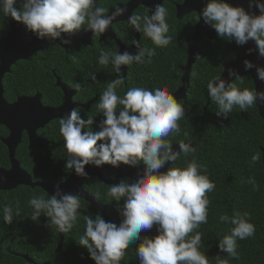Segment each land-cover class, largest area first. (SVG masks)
Returning a JSON list of instances; mask_svg holds the SVG:
<instances>
[{"label":"clouds","instance_id":"clouds-1","mask_svg":"<svg viewBox=\"0 0 264 264\" xmlns=\"http://www.w3.org/2000/svg\"><path fill=\"white\" fill-rule=\"evenodd\" d=\"M0 0V13L13 21L22 23L26 30L38 40H59L61 44L71 41V37L81 29L101 37L117 17L122 16L126 7L115 6L110 15L106 8L97 6V0ZM258 10L257 15L252 11ZM151 13V14H149ZM168 9L155 4L144 14L130 15L128 24L136 32H143L156 47H167L173 37L168 35ZM210 25L219 38L234 41L243 46L254 42L253 51L264 58V0H248V10L243 6H233L226 0H206L199 11L198 21ZM87 25V27H84ZM135 53L119 49L101 51L98 63L112 65L116 78L108 82L106 89L96 105L102 119L93 130L94 118H83L76 108L71 109L59 120V132L64 140L68 159L64 167L77 177H87L86 165L101 168L110 165L137 167L143 164L133 179H120L111 184L107 196L116 204L120 216L119 224L106 221L97 213L84 215L85 228L79 238V245L85 248L95 264H122L126 250L135 242L138 264H209L202 252V233L197 231L202 224L208 223L210 200L207 193L215 189L209 179L206 165L195 157L191 143L180 142L178 150L169 140L172 134H180L178 121L184 119L185 107L166 88L133 86L123 96L117 89L124 84L122 66L143 64L145 58L150 62L156 55L155 47L142 46L139 40L129 42ZM245 71L255 69L256 79L264 83V66L243 60ZM232 80L243 84V76L236 69H226ZM96 81V75H90ZM79 89V84L77 85ZM207 94L217 105L215 114L227 118L235 107L241 111L264 105V90L240 88L235 83L214 77L207 83ZM181 153L185 158L184 167H168V162H176ZM261 160V152L250 157L249 164L254 166ZM243 183L250 184L253 191L259 186L249 177ZM32 208L31 220L38 221L43 215L46 226L55 228L58 233L70 232L78 223V210L81 199L78 194L64 192L59 184L52 194L32 196L28 201ZM13 207L3 208V222L13 221ZM16 215H19L18 208ZM248 212L235 211L229 216H219L221 223L232 225L228 234L217 243L220 252L228 258L239 259L238 241L254 236L256 227L250 222ZM155 226L156 234L142 236ZM218 264H228L227 258L216 256Z\"/></svg>","mask_w":264,"mask_h":264},{"label":"trees","instance_id":"trees-1","mask_svg":"<svg viewBox=\"0 0 264 264\" xmlns=\"http://www.w3.org/2000/svg\"><path fill=\"white\" fill-rule=\"evenodd\" d=\"M17 7H20L18 0ZM165 7H169L166 2ZM169 24L168 35L173 37L172 42L152 57L150 62L135 64L130 68V76L127 77L126 92L133 86L148 88L163 87L170 94L175 93L181 86V69L186 65L187 53L185 39L192 33L196 20H183L177 22L174 18L167 16ZM9 17L0 13V37L8 32ZM217 40L208 42L204 40L200 44L202 57L193 65L189 87L186 93L185 118L178 121L181 132L172 134L169 140L173 147L180 142L191 143L195 148L197 161L206 165L209 179L215 183V189L207 196L210 200L208 209V223L202 224L197 231L202 233L201 251L205 252L209 259V264H218L217 254L228 259V264H264V123L259 116L256 106L241 111L235 107L227 118L218 117L215 112L217 105L207 97V83L214 77L222 75V63L235 57L238 52L233 41ZM225 46V47H224ZM91 53L87 55L75 56L78 61L73 65V69L79 70L80 75L94 72L100 76L95 81L91 91L93 96H98L106 89L108 82L112 80V73L109 68L102 69L96 66L91 59ZM70 55L57 54L56 62L49 64V69L55 74L62 75V63L69 60ZM98 58H94L93 61ZM38 67V64L36 65ZM33 67H28L25 63L13 69L7 78L5 89L6 101L19 96L25 89L21 88L29 84ZM43 73V72H42ZM41 74V73H39ZM107 74V75H106ZM66 76L77 75L74 72L65 74ZM79 75V74H78ZM104 75V76H103ZM33 78V77H32ZM52 79V77H50ZM243 84L239 80L232 83L237 84L241 89L244 87L253 88V82L249 76L243 77ZM19 89L22 92L16 90ZM18 91V93H15ZM26 91H31L27 89ZM25 91V92H26ZM99 101V98H98ZM96 102L93 110L83 113V118L89 116L94 118L93 130H98L96 124L102 119L97 110ZM54 149L60 150L66 158L64 140L56 141ZM257 151L261 152V160L251 166L250 157ZM185 158L181 153L179 159L172 163L170 167H184ZM6 160V151L0 147V163ZM32 163V160H31ZM167 164V163H166ZM36 166V164H35ZM249 177L255 179L259 186L258 191H253L252 186L242 181ZM109 186L103 185L97 180H91L84 184V191L93 196L101 205L104 219L119 224L120 216L116 211V204L107 196ZM44 195L38 190L19 189L11 196L0 195V264H28L23 256H28L33 261L44 264H95L89 258L85 248L79 245V238L84 233V215L94 216L99 213V209L89 206L81 201V208L78 210L79 220L77 225L67 233H63L60 243L58 232L55 228L49 229L46 226L47 218L41 216L38 221H32L30 216L32 208L28 201L32 196ZM6 205L13 207V221L11 224L3 222V208ZM19 215H16V209ZM235 211L241 213L248 212L256 227L253 237L238 241L237 251L239 259L228 258L226 253L220 252L217 243L223 235L228 234L232 225L221 223L219 216L227 214L233 215ZM156 234L155 226L150 231L142 232L141 235L153 236ZM138 242L133 243L126 250L125 260L122 264H138L135 248ZM16 254V255H13Z\"/></svg>","mask_w":264,"mask_h":264},{"label":"flooded vegetation","instance_id":"flooded-vegetation-1","mask_svg":"<svg viewBox=\"0 0 264 264\" xmlns=\"http://www.w3.org/2000/svg\"><path fill=\"white\" fill-rule=\"evenodd\" d=\"M133 1L134 0H97V6L108 9L105 15H110L111 12L114 10L113 8L115 6L117 5L119 7L127 6L131 4ZM166 2H168L169 4V7H167L169 11V16L171 18H174L177 22L183 21V20H192V21L196 20V24L194 25L192 33L190 34L191 36L193 34L195 26L199 22L198 13L196 11H187V9H185L184 10L185 12L181 15V18L179 19L177 17L179 8L184 5L185 0H161V3L164 6ZM147 11H148L147 7L139 4V5H136L135 9L132 11L130 15L144 14ZM124 17H125L124 15L117 17V19L114 20L113 23L111 24L110 28L101 37H97L95 35H92L90 31H85L84 29H81L77 33H80V32L90 33L89 38H87L86 36L83 37L84 41L70 40L71 42L65 45V44H61L59 40H56V41L43 40L39 42V44L38 43L35 44L34 47L32 48L36 47L37 51L32 53L26 60L17 61L14 65L10 67V72L4 75L3 80H2V91H3L4 101L8 105H13L17 103L20 99L37 98L38 103H40L41 107L44 110H52L53 112H55L57 110H61L63 104L66 101L65 94L60 87L62 86L67 90V93L70 94L71 97H70V106H69L70 108L69 109L65 108V110L67 111L60 112L61 115L64 116L67 112H69V110L72 109V106H74V108L80 111L82 117H83V113H89L91 110H93L99 98L98 96L91 95L92 94L91 89L95 82L90 79V75L93 74L94 72L86 73V74L81 73L80 75L79 70L73 69V67L71 66L77 65V62H78L75 59L76 55L81 56V55H87L91 53L92 54L91 59L89 58L88 61L90 63L93 62L96 66H100V64L97 63V61L95 60L93 61V59L96 57L99 59L101 51H108L109 49L115 50L118 48L119 51L121 52L127 50L134 54L136 49L133 45L129 44V42L133 39L139 40L142 46L155 47L156 52L161 50V48L156 47L152 43V41L143 34V32H136L128 24V22L121 21V20H124ZM9 21L10 22L8 23V32L5 36L0 37V42L7 40L9 38L12 29L14 31H18L20 27H21V33H20L19 42H24L25 39L27 38L29 39L36 38L33 33L26 30L25 26L22 23L13 21L10 17H9ZM84 27H87V25H84ZM108 33H110V35H107ZM62 35H64L65 38H67V34H62ZM190 36H188L185 39V45H186L187 39ZM217 39H218V36H216L215 40ZM204 40L208 42H212V41H209L207 37H203L202 40L199 42L198 49L201 54V57H202V53L200 51V44ZM220 40H223V39L220 38ZM223 41L221 42L222 44H224ZM236 46L238 49L237 54L235 55L233 59L227 62H223L222 68L225 63L235 60L236 57L239 55L240 46L238 45ZM122 47H123V50H122ZM186 49H187V45H186ZM62 52L65 55L71 56L69 60H65L62 63V67H61L62 75L57 76L54 71H51V74H49L50 72L49 64H51L52 62H56L57 54L58 53L62 54ZM186 53H187V50H186ZM21 63L22 64L25 63L28 67H31V66L33 67L32 68L33 75H31L29 84L25 86L26 88L21 86V88L25 89V91L27 89H30L31 91L22 92L21 90L16 89L22 93L19 94L18 91H15V93H18L19 96L16 95L14 99L10 101H6L7 99L5 95L7 92H10L9 90L5 89V85L8 79L7 77L10 76L13 72V69L21 65ZM37 64H38V67L36 66ZM134 65L135 64L128 65V66H122L121 73L124 75V84L121 85L116 90L117 95H120V96L124 95L125 92L123 90L127 87V77L130 76V72H131L130 68H133ZM107 67L109 68L107 77H110L109 73H112L113 74L112 80L115 79L117 74L113 71L111 64H109L108 66H102V69H105ZM71 72H74V74H77V75H74V76L65 75ZM222 75H223V71H222ZM50 77H52V79ZM99 77L100 76H97L96 80H98ZM78 84H79V89H77ZM178 90L175 93H173V95H175L178 92ZM207 97H208V94H207ZM178 102L184 103V104L187 103L186 101H178ZM36 105H37L36 101L30 102V107L31 108L34 107L33 108L34 110H43V109H39L38 106L36 107ZM59 120L60 118H54L50 120L48 123L46 121L43 127L37 128L34 132L33 142H30L28 133L26 131H23L20 134L19 142L16 144L14 148V162L17 164V169L20 172L25 173L27 175L28 179L30 180L29 183L31 185L39 184V185H48V186L54 187L57 184L59 185L64 184L69 179V177L72 175V171L64 167V164L66 160L68 159L67 154H66L67 157L64 158L60 150L54 149V146H55L54 143L56 141H62L63 139V137L61 136L59 132ZM41 122L43 123V121ZM41 122L39 124H41ZM10 135H11V132L8 130V128L3 125H0V147L4 148L6 151V160L4 159V162L0 163V172L9 173L11 172L13 168V163L10 160V154H9L8 148L4 144V141L7 140L10 137ZM31 160H32V163H31ZM87 166H88L86 167L87 170L93 168V166L91 165H87ZM138 166L143 167V164H140ZM104 175L109 182H113L116 177L115 171L110 170V169H105ZM91 180H97L101 182L103 185L109 186L105 184L102 180H99L97 177H92V176L87 177L86 179L82 181V184H81L82 191L87 195L89 194L84 191V184ZM12 184L14 183L11 182V185ZM0 185L5 186L7 184L0 182ZM26 188L30 190H38L40 192L45 193L39 187L16 185L14 188H12L9 191H0V195L11 196L12 194H16V192L19 189H26ZM1 243L2 242L0 241V244ZM13 255H16V254H13ZM23 258L27 261V263L28 261H31L33 264H39L33 261L32 259H29L28 256H23ZM44 264H49V263H44Z\"/></svg>","mask_w":264,"mask_h":264},{"label":"water","instance_id":"water-1","mask_svg":"<svg viewBox=\"0 0 264 264\" xmlns=\"http://www.w3.org/2000/svg\"><path fill=\"white\" fill-rule=\"evenodd\" d=\"M227 3L233 5V6H243L246 10H248V0H226ZM161 3V0H134L131 4L127 6H123L127 8V11L123 14L124 20L128 22V18L132 11L135 9L136 5H143L149 9H151L155 4ZM206 3V0H185L184 5L179 8V12L177 17L180 19L181 15L185 12L184 10L187 9V11H196L199 15L200 9L203 7V5ZM252 11L259 14L258 10L253 8ZM151 14V13H150ZM14 26V25H13ZM20 33H21V27L18 31H14L12 29L11 34L7 40L0 42V125H3L8 128V130L11 132L10 137L4 141V144L8 148L9 154H10V160L13 163V168L11 172L5 173L0 172V182L6 183L7 185H0V191H9L12 188H14L16 185H24V186H31V187H39L41 188L46 194L50 196L52 194L54 187L48 186V185H39L34 184L31 185L29 183V179L25 173L20 172L17 169V164L14 162V148L16 144L19 142L20 134L23 131H26L29 136L30 142H33L34 138V132L37 128H41L44 126L45 122L47 123L54 119V118H62L60 112L67 111L65 108L69 109L70 107V97L71 95L67 93V90L60 86L63 90L66 101L63 104L61 110H57L53 112L52 110H44L40 103H38V99H20L17 103L13 105H8L4 99H3V91H2V80L6 73L10 72V67L14 65L17 61L20 60H26L32 53H34L36 50L34 47L35 44H39V42L36 38L32 39H25L24 42H19L20 39ZM107 35H110L108 33ZM86 36L87 38L90 37V33L88 32H80L75 33L71 37H68L70 40L74 41H84L83 37ZM216 31L210 26L203 22V20H200L198 24L195 26L193 34L187 39L186 45H187V62L186 65L181 69L182 77H181V83L182 86L178 90V92L174 95L177 98V101H186V92L189 87V78L191 74V69L194 63L201 57V54L199 52L198 46L199 42L202 40L203 37H207L209 41H213L216 39ZM89 44V43H88ZM85 45V44H84ZM86 46V45H85ZM253 48L255 49V44L252 41H249L247 44L240 46V53L236 57L235 60L225 63L223 65V75L221 76L222 79H225L227 82L232 83L233 78L228 77L226 69L233 68L236 69L240 75L249 76L253 82L254 89L264 90V83H261L259 80L256 79L255 69L245 71L243 67V60L248 59L251 60L254 64L264 66V58H261L258 56V53L256 51H253L251 55L247 54V49ZM123 50V47H122ZM36 101L39 109L43 110H34L30 107V102ZM209 102V98H208ZM258 109V113L260 118L262 119L264 123V105H258L256 106ZM74 106H72V109ZM70 111V110H69ZM45 113V114H44ZM47 119V120H46ZM45 120V121H44ZM43 121V123L41 122ZM41 122V124H39ZM264 130V126H263ZM174 149L178 150V146L173 147ZM172 162H168L163 168L160 169L161 172L166 171L168 167ZM88 167L85 166V171L88 173L87 177H97L99 180H102L105 184L111 185L116 184L120 179L128 178L133 179L136 176V173L138 170H142L143 167L137 166V167H129L126 165H121L119 168H113L110 165H104L101 168H96L93 166L92 169H86ZM105 169L114 170L116 177L113 182H109L107 178L104 175ZM87 177H77L74 173L69 177V179L62 185H59V187L64 192H69L72 194H78L80 196V199L85 201L86 203L90 204L91 207L99 209L101 215L104 217V213L102 210V207L100 203L91 197L90 195L85 194L82 191V181L86 179ZM11 182L14 183L11 185ZM60 243L62 242L63 234L58 233ZM31 261H28V264H31ZM33 264V263H32Z\"/></svg>","mask_w":264,"mask_h":264}]
</instances>
